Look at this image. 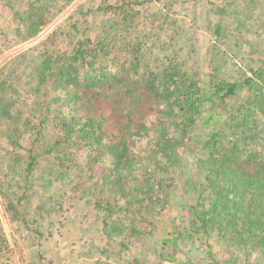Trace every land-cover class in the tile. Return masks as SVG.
Masks as SVG:
<instances>
[{"label":"trees","instance_id":"1","mask_svg":"<svg viewBox=\"0 0 264 264\" xmlns=\"http://www.w3.org/2000/svg\"><path fill=\"white\" fill-rule=\"evenodd\" d=\"M72 1L24 0L25 6L12 9L19 41L41 32L52 20L51 7ZM10 2L3 0L5 6ZM248 2L208 0L218 17L210 24L216 38L230 35L226 16L236 19L235 28L242 25ZM126 4L97 7L109 25L96 40L85 33L68 50L50 45L30 58L21 52L11 59L19 60L14 67H1L0 138L8 147L0 151V217L34 237L49 231L48 224H59L71 206L80 207L79 226L87 217L94 225L100 218L98 232L107 240L98 238L100 259L94 263L104 264L110 252L122 258L126 237H154L145 216L167 202L171 183L188 221L166 232L154 249L158 256L188 244L211 248V237L221 239L231 255L255 250L264 256V63L234 78L214 69L200 85V74H189L181 49L170 44L172 36L161 50L173 48L159 54L156 40L146 44L145 33L130 40L129 30L113 32V22L123 31L138 15ZM95 88L99 92H88ZM241 91L244 96L236 98ZM108 92L115 98L111 114L93 112L92 99ZM124 98L129 105L122 110ZM20 105H29V112L18 111ZM198 126L203 135L195 131ZM113 244L118 247L110 251ZM8 245L0 226V251ZM263 258L238 264H264ZM209 263L220 264L214 256Z\"/></svg>","mask_w":264,"mask_h":264},{"label":"rangeland","instance_id":"2","mask_svg":"<svg viewBox=\"0 0 264 264\" xmlns=\"http://www.w3.org/2000/svg\"><path fill=\"white\" fill-rule=\"evenodd\" d=\"M213 1L221 2V0ZM250 1L248 2L250 8L247 10V15L245 13L240 16L243 19H241L242 25L238 29L235 28L236 19L234 20L231 16L224 18L225 24L230 27V35L224 38H216L210 29V24L217 21L218 17L213 15L208 0H74L63 7L62 2H59L56 7H51V15H49H53L52 20L41 32L28 41L20 42L19 35H16L12 29L14 22L11 18V11L17 8L20 3L25 6V2L24 0H11L5 6L3 0H0V69L4 66L14 67L19 60L11 59L21 52L27 51L28 58H30L38 54L43 47L50 45H56L60 50L65 51L69 49L71 43L80 36H84L85 33L96 40L100 35H103L100 34V31H104L109 25L107 15L97 10V7L103 8L108 4L118 5L124 2L127 3L125 9L129 8L138 15L133 18V22L128 26L129 29L126 28L123 31L120 29V24L117 26L113 22V32L116 31L122 35L129 30L127 35L130 40L135 39L138 33H145L144 41L146 44H150L155 39L160 50L159 54L161 51L169 53L167 48H173L168 46L166 50H161V42L172 36L170 44L181 49V59L187 72L200 74L199 77L203 81L200 82V85L208 82L214 69H218L222 77L228 78L238 77L240 74H250V69H253L259 62L264 63V0ZM238 2L240 0H235L236 4ZM56 8H59L57 13ZM71 24L75 25L77 29L72 28L73 31H71V28L69 29ZM105 32L108 33V28ZM52 33H55L54 41L49 39ZM212 44L214 50H212ZM7 68L3 71L7 72ZM18 68L20 69V67ZM88 92L99 91L95 88ZM112 93L114 92L95 96L92 99L91 110L96 113L111 114V103L115 100ZM22 94V98L29 97L24 91ZM244 94L241 91L236 98H241ZM124 99L119 104V108L122 110H125V107L129 105L128 102H125L128 99ZM208 105V103L205 104L204 112L208 109ZM216 107L218 114L222 111V107L220 104ZM29 109V105L18 107V111L23 110L24 113H28ZM198 120L201 121L202 117ZM214 121L219 124L222 122V118H215ZM206 126L205 130L208 132L210 127ZM1 128L3 127L0 125ZM47 131L50 132L49 129ZM195 131L203 135L200 126ZM1 140L2 138H0V151L8 147ZM138 142L137 147L140 146ZM166 192L169 197L166 203L157 207L158 213L149 212L145 216L153 224L151 226L156 232H154L155 238L148 235L146 239L138 242L131 236L126 237L127 247L122 249V254H120L122 258L113 259L110 252L109 256L101 257L104 264H107V261H117L118 264H190L188 259L193 263L210 264L209 261L213 256L220 264H238L248 258L250 262L256 263L259 258L264 257L255 250H251L250 255L244 254L243 251H236L234 255H231L228 251L230 248L220 242L221 239L218 240V237L209 239L211 248L208 249L207 245H202V243L195 245L194 249V244H188L185 249L182 246L181 249L173 251L171 256H167V254H164V257L158 256L154 249L160 245L166 232L173 230L175 226H185L188 221L181 201L176 199L179 191L174 184L169 183ZM79 208L71 206L62 215V221L59 224L52 226L48 224L49 231L34 237L25 234L24 228L16 222L8 221V218L2 214L0 226L5 229L9 245L6 250L0 251V264H96L94 263L95 258L100 259L99 253L96 251L98 238H102L103 242L107 238L104 232H98L99 226H101L100 218H96L95 225L90 222L88 217L82 222V227L78 225V220L81 217ZM3 246L6 247L4 244ZM116 247H118L116 244L111 245L110 251ZM204 250L210 251L211 255L202 252ZM135 255L140 258L138 262H133Z\"/></svg>","mask_w":264,"mask_h":264}]
</instances>
